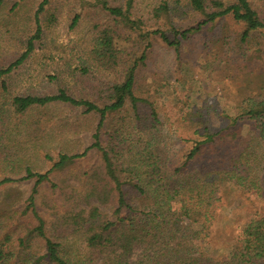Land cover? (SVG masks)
Wrapping results in <instances>:
<instances>
[{
  "label": "trees",
  "instance_id": "1",
  "mask_svg": "<svg viewBox=\"0 0 264 264\" xmlns=\"http://www.w3.org/2000/svg\"><path fill=\"white\" fill-rule=\"evenodd\" d=\"M21 1L14 0L13 8ZM82 1L96 11L94 34L85 62L64 74L77 75L87 89L70 92L62 83L54 93L13 94L8 106L0 102V139L9 140L8 115L21 121L34 108L62 103L94 120L90 144L82 152L45 153L49 168L37 171L20 165L18 153L0 142L7 170L0 189L33 179L23 203L12 200L0 209V264H264V216L245 221L225 252L207 249L221 185L262 191L264 202V86L239 99L230 113L212 104L182 111L176 127L190 146L180 163L167 166L149 150L147 133L156 128L157 110L144 84L136 83L155 41L178 59L184 42L226 16L242 26L240 47L257 36L264 53V0H154L146 9H139V0ZM51 2H38L36 30L20 57L0 67V88L6 89L5 78L33 50L42 33L38 15ZM122 36L128 46L117 44ZM49 77L60 82L58 74ZM48 118L33 122L46 128ZM43 182L52 194L45 213L35 198ZM20 218L26 223L14 236L6 228ZM66 231L79 241V251L69 249Z\"/></svg>",
  "mask_w": 264,
  "mask_h": 264
},
{
  "label": "rangeland",
  "instance_id": "2",
  "mask_svg": "<svg viewBox=\"0 0 264 264\" xmlns=\"http://www.w3.org/2000/svg\"><path fill=\"white\" fill-rule=\"evenodd\" d=\"M39 1L23 0L14 8V0L0 3V67L19 58L26 49L27 40L36 30L35 11ZM153 1L139 0V9H146ZM51 13L54 18H51ZM76 13L80 17L72 26L71 20ZM95 21L96 11L88 1L52 0L47 9L38 15L42 33L39 39L34 40L33 50L5 78L6 89L0 88L2 107L8 106L13 94L54 93L62 83L70 92L84 93L89 83H83L77 75L70 78L64 73L78 71L76 68L85 62ZM241 29L242 26L229 16L207 24L182 44L178 59L164 43L154 42L146 63L137 73L136 83L138 86L144 84L157 110L156 128L147 133L151 137L149 150L158 154L165 165L180 163L181 153L190 146L176 127L182 111L192 105L212 104L219 112L230 113L239 99L264 86L261 40L254 36L244 47H240L238 33ZM127 37L116 38L117 44L128 46ZM53 74H58L60 82L50 79ZM106 76L99 78L106 80L111 75ZM88 82L93 80L88 79ZM40 115L49 117L50 123L46 128L33 122ZM84 118L81 109L62 103L34 108L21 121H13L8 115L9 140L0 139V142H6L8 151L18 153L20 165L28 164L33 170L45 171L51 163L43 157L45 153L55 157L57 152H82L90 144V127L94 120ZM247 129L243 123L241 134L244 135ZM1 160L0 177L7 172ZM57 176L53 174L52 178ZM32 185L33 179H30L1 188L0 209L8 208L12 200H16L17 203L12 201L16 204L23 203ZM48 186L47 182L41 183L35 194L41 213H45V202L52 198ZM218 196L213 206L215 221L207 237V249L213 255L225 252L224 247L245 221L264 216L262 191L228 182L220 186ZM25 223L26 219L20 218L6 230L16 236L22 232ZM67 238L71 241L69 249L79 251V241L73 236L67 235ZM212 247L218 248L216 252Z\"/></svg>",
  "mask_w": 264,
  "mask_h": 264
}]
</instances>
